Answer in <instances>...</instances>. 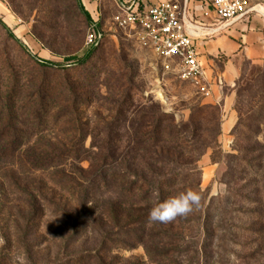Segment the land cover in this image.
<instances>
[{
    "label": "rangeland",
    "instance_id": "1",
    "mask_svg": "<svg viewBox=\"0 0 264 264\" xmlns=\"http://www.w3.org/2000/svg\"><path fill=\"white\" fill-rule=\"evenodd\" d=\"M80 1L0 0V264H264V63L203 95ZM158 178L199 206L150 221Z\"/></svg>",
    "mask_w": 264,
    "mask_h": 264
},
{
    "label": "built area",
    "instance_id": "2",
    "mask_svg": "<svg viewBox=\"0 0 264 264\" xmlns=\"http://www.w3.org/2000/svg\"><path fill=\"white\" fill-rule=\"evenodd\" d=\"M186 1L163 0L150 6L144 0L119 1L112 21L116 28L128 31L136 42L148 47L167 70L172 68L177 79L209 95L193 43L198 27L188 17ZM212 7L219 23L226 26L256 14L248 0H213Z\"/></svg>",
    "mask_w": 264,
    "mask_h": 264
},
{
    "label": "crops",
    "instance_id": "3",
    "mask_svg": "<svg viewBox=\"0 0 264 264\" xmlns=\"http://www.w3.org/2000/svg\"><path fill=\"white\" fill-rule=\"evenodd\" d=\"M163 0H144L146 6ZM213 0H187L188 17L198 28L193 32V43L197 49L198 61L206 82L213 71L217 57L226 60L223 75L233 69L237 58L264 63V19L254 14L231 26L217 20L212 7Z\"/></svg>",
    "mask_w": 264,
    "mask_h": 264
},
{
    "label": "clouds",
    "instance_id": "4",
    "mask_svg": "<svg viewBox=\"0 0 264 264\" xmlns=\"http://www.w3.org/2000/svg\"><path fill=\"white\" fill-rule=\"evenodd\" d=\"M201 200L199 193L187 191L177 196L170 197L152 208L149 213V220L152 222L167 224L177 218L187 217L198 207Z\"/></svg>",
    "mask_w": 264,
    "mask_h": 264
},
{
    "label": "trees",
    "instance_id": "5",
    "mask_svg": "<svg viewBox=\"0 0 264 264\" xmlns=\"http://www.w3.org/2000/svg\"><path fill=\"white\" fill-rule=\"evenodd\" d=\"M78 9H79V11L81 12V14L84 16V18L88 21V22H90L91 21V19H90V15H89V13L85 10V8H84V6H83V4L81 3V1L80 0H78ZM3 27H4V25H2ZM5 28V27H4ZM94 50H95V44H93L90 48H89V50L87 51V53L80 59V61H79V63L80 64H83V63H85V62H87L91 57H92V55H93V52H94ZM39 65L40 66H42V67H44V68H56L57 66L56 65H54V64H52V63H49V62H46V61H39ZM160 122H161V120H158V124H157V129L159 130V127H160ZM185 132H187V131H183V133H181V134H178L177 136L178 137H181V138H184L183 136V134L185 133ZM158 141H166L165 139H167L166 138V136H168V137H170V135H166V132L165 131H161V130H159L158 131ZM154 137V136H153ZM147 140H148V138L146 139L145 137H144V143H146L147 142ZM178 140H179V138H178ZM181 141H182V143L181 144H188V141H186V140H184V139H181ZM145 173H144V180H145ZM161 179H159L158 178V180H155V182L154 183H152V185H150V188L152 187V186H154V191H151V194L150 195H152V194H154L155 196H156V198H158V201H159V203H161V202H163V201H165V198L166 197H169V193H167V192H169V191H167V190H163L161 187H163L164 186V188H167L166 186H165V184L163 183V181L161 180ZM145 182V181H144ZM145 184V183H144ZM155 186H158V187H155ZM145 197H146V195H145ZM157 206V205H156Z\"/></svg>",
    "mask_w": 264,
    "mask_h": 264
}]
</instances>
